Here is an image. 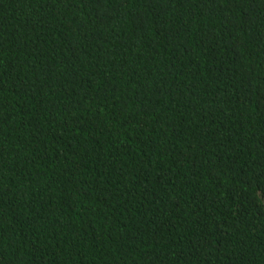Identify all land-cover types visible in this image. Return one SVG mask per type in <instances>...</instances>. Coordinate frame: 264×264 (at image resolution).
<instances>
[{
  "label": "trees",
  "instance_id": "trees-1",
  "mask_svg": "<svg viewBox=\"0 0 264 264\" xmlns=\"http://www.w3.org/2000/svg\"><path fill=\"white\" fill-rule=\"evenodd\" d=\"M264 0H0V264H264Z\"/></svg>",
  "mask_w": 264,
  "mask_h": 264
},
{
  "label": "snow or ice",
  "instance_id": "snow-or-ice-1",
  "mask_svg": "<svg viewBox=\"0 0 264 264\" xmlns=\"http://www.w3.org/2000/svg\"><path fill=\"white\" fill-rule=\"evenodd\" d=\"M261 194L264 195V190H262V193Z\"/></svg>",
  "mask_w": 264,
  "mask_h": 264
}]
</instances>
